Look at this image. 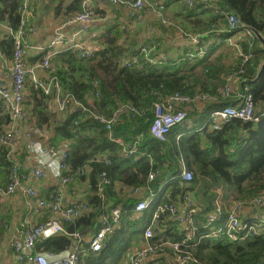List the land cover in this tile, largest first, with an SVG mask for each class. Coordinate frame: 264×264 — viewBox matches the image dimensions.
I'll list each match as a JSON object with an SVG mask.
<instances>
[{
	"label": "built area",
	"instance_id": "1",
	"mask_svg": "<svg viewBox=\"0 0 264 264\" xmlns=\"http://www.w3.org/2000/svg\"><path fill=\"white\" fill-rule=\"evenodd\" d=\"M111 5L123 11L127 19L135 24L149 25L156 20L163 26L178 29L184 39L190 40L192 46L185 57H204L213 46H227L234 51L239 65L234 71L227 74L225 82L219 88L221 101L230 104L212 111L208 126L212 131H220L234 119L243 122L258 121L256 116V99L251 86V80L246 79L245 67L254 58V40L257 41L254 29L241 23L239 17L233 12H223L216 5L218 0H177L181 5L193 8L196 4H203L216 13L224 16L223 24L207 38L185 32L161 9L157 8L150 0H109ZM38 0H20L16 14L19 17V26L14 29L7 21H0L2 38L12 39L14 51L11 60H3L9 82L0 81V102L4 113L9 117L6 129L0 133V148L6 151L7 160L11 163V173L6 188H0V203L8 197L21 196L30 208L31 215L45 214L46 220L33 224H26L24 239L14 244L15 259L18 262L30 260L32 264H83L85 246L94 254L108 248L115 231L126 221L137 220L152 205L157 203L158 193L169 183H164L156 191L151 183L155 181L157 173H149L146 185L143 187L128 186L125 182L113 183L105 174L97 177L95 185L96 194L104 205L107 200L108 189L113 185L118 197L125 200H135L131 209L119 206L111 207L107 212L101 211L97 220V229L85 234L80 231L70 232L67 224L84 218L92 211L90 203L78 200L67 203L66 191L69 186L87 179L91 172V164L96 162L110 165L107 151L96 155L82 167L73 168L70 164V144L64 142L57 145L46 141L47 128L40 127L30 111L43 109L50 118L51 128L62 126L66 123V116L74 109L88 114L99 122L107 138L112 143L120 145L122 154L132 157L137 163L140 159L139 147L144 134H138L130 144H124L113 135L114 126L122 123L124 118L132 120L143 119L148 113L154 118L149 127V134L160 143H165L171 130L177 126L193 129V117L204 114L214 100L208 93L198 89L194 94L180 92L163 93L162 90L154 92L156 100L152 106H135L130 103H120L109 117L97 110L96 102L99 98L97 91L87 94L86 103L80 102L71 93L65 91L58 77L60 63L59 56L65 52H72L78 60H90L95 57V48L90 47L83 40V35L88 33L93 24L102 15L100 6L95 0H82L80 11L71 15L66 25H78L79 29L66 34L61 28L54 31V35L44 43H31L28 39L37 34V29L32 23L33 8ZM100 14V15H99ZM129 30L127 29L126 32ZM214 33L226 35L224 40L212 37ZM240 37H236L237 34ZM181 42H184L181 39ZM243 44L248 46L245 52ZM159 43L138 45L131 54L122 62L123 67L130 68L143 63L156 65L166 59L164 54L157 52ZM33 50L42 55L38 64L28 60V51ZM38 55V54H37ZM182 56L177 55L167 58V65L179 62ZM38 71H43L44 76H37ZM95 90L98 81L92 83ZM32 94L35 96L33 97ZM27 99H30L27 101ZM219 99V100H220ZM30 107L28 111L27 107ZM78 127L79 123H75ZM36 135L40 140L34 141ZM22 140L27 144V153L34 159V165L27 167L21 161L20 153L16 150L15 142ZM150 163L152 160L150 158ZM181 181L189 185L194 181V173L182 165ZM48 178L54 179L55 190L43 196L38 190L37 183ZM214 203V208L207 212L204 229L209 230V235L217 239L230 242L244 241L251 235L264 234V192L248 201L225 200L221 190ZM252 211L257 214L252 215ZM200 206L191 192L184 193L176 202L160 204L154 211L149 225L144 229L143 238L138 247L128 255L125 264H149L150 262H166L170 264H202L192 253L191 248L196 239L198 228L195 220L200 214ZM169 229L177 231L175 241L157 240L155 230L165 232ZM89 236V239L87 236ZM63 236L71 241L65 250L55 252H34V247L39 240ZM264 264V262H263Z\"/></svg>",
	"mask_w": 264,
	"mask_h": 264
},
{
	"label": "trees",
	"instance_id": "2",
	"mask_svg": "<svg viewBox=\"0 0 264 264\" xmlns=\"http://www.w3.org/2000/svg\"><path fill=\"white\" fill-rule=\"evenodd\" d=\"M19 3L20 0H0V21H9L14 29L19 26V17L16 14ZM216 5L222 13H235L244 25L264 37V0H218ZM80 6L81 0H75L66 6L65 12L73 15L80 11ZM182 7L184 19L179 26H183L189 34L207 38L213 33V29L223 24V14H218L203 4H196L193 8L186 5ZM58 10L61 13L62 7ZM212 37L224 40L226 35L214 33ZM254 43L255 56L245 67L246 79L252 82L257 79L264 62V50L258 41L254 40ZM119 47V37L108 34L104 37L101 47L95 49L93 59L78 60L70 51L62 53L58 58V77L63 89L82 103L87 102V94L97 91V110L107 117L120 103L152 106L156 100L154 92L157 90H162L163 93L180 92L192 95L200 89L208 93L213 101L218 102L219 108L230 104L228 101H221L219 88L225 82L227 74L237 66L232 69V66L224 64L227 52L223 50V44L219 47L213 46L204 57L182 56L179 62L166 66L143 65L132 68L115 62L121 51ZM243 47L247 52L248 46L243 44ZM13 48L11 38L0 43V50L10 58L13 56ZM237 64L239 65L238 62ZM95 80L98 81L97 90L92 85ZM251 86L256 99L258 121L243 122L234 119L220 131H212L208 124L196 128L198 121H206V112L193 117V129L177 126L171 130L166 142L160 143L148 131L154 118L151 112L143 119L124 118L122 123L114 126L113 135L124 144H130L138 134H144L139 147L141 156L137 163L134 158L124 156L121 146L108 140L103 126L88 114L77 109L67 113L66 123L54 127L53 133L56 134L51 144H70L72 167H82L96 155L107 151L111 161L110 165L96 162L91 164V172L86 181L94 191L91 200H88L92 211L75 224H67V230L85 234L97 229L101 211L107 212L114 206L123 209H131L134 206L136 201H124L119 198L113 185L108 189L107 200L103 205L95 190L97 177L101 173H105L113 183L125 182L128 186L143 187L153 170L157 177L151 187L156 191L169 181L158 193L157 203L152 205L142 218L126 221L115 231L108 248L94 255L86 245L87 253L83 257V264H121L128 252L141 242L145 226L150 222L156 208L160 204L176 202L177 198L186 192H191L200 206L201 212L195 220L197 236L191 250L202 264H263L264 234L251 235L240 242H230L223 238H213L209 235V230L204 229L206 214L214 208V203L219 197L218 190L222 191L225 200L233 201H248L264 192V75ZM32 117L36 119L38 126L49 131L52 129L50 118L43 109L33 111ZM4 121L7 120L0 119V127ZM75 123H79V126L76 127ZM183 164L194 173V181L189 185H184L181 181ZM11 168L6 151L0 149L2 189L8 185ZM143 221L145 224L138 228L137 224ZM2 222L3 217L0 223ZM173 230L169 229L158 235L154 233V241H175L177 231L174 233ZM70 245L71 241L67 237L57 236L37 241L34 252L59 253ZM149 264L170 263L160 261Z\"/></svg>",
	"mask_w": 264,
	"mask_h": 264
},
{
	"label": "crops",
	"instance_id": "3",
	"mask_svg": "<svg viewBox=\"0 0 264 264\" xmlns=\"http://www.w3.org/2000/svg\"><path fill=\"white\" fill-rule=\"evenodd\" d=\"M73 1L75 0H38V4H36L33 8L34 14L31 20L34 27H36L37 29V34L34 37L28 39V42L31 43L47 42L48 39L54 35V31L58 28H61L62 31H64L66 34L72 33L77 29H79L78 25H66L67 19L72 14L68 15V13L65 12V9L66 6H69ZM150 2L160 7L161 11L166 16L170 17L178 25H180L183 22L184 18H182V15L184 12L181 10L183 7L180 1L178 2L177 0H150ZM95 4L100 6V11L102 12L101 13L102 15L99 14L100 15L99 19L93 24L90 31L83 35V40L87 43V45L97 50V48L101 47V45L103 44L105 36H108V34L116 35L120 32H121L120 35L122 34L125 35V32L128 29L129 31L126 33L129 34L128 39L132 41L131 51H133V49H135V47L138 46L135 41H137V38L142 36L139 35L141 33V30H138L137 27L127 19L123 11L111 5L109 0H95ZM59 7H62L61 13L58 12ZM152 23H155L156 27L161 25L158 21L154 20L148 26H151ZM4 40L5 39L2 38L0 31V43ZM182 43L184 42L180 41V43L179 42L177 43L178 46L171 47L170 43L168 42V39L164 35L163 52L171 53L172 56L174 57L176 56V53L182 54L185 53L186 51H190V49L194 50V46L188 47L187 45H182ZM3 53L6 59L11 60L10 56L8 57L5 52ZM28 53H29L28 60L32 64H38L41 61L42 55H40L38 52L36 53L35 51L30 50L28 51ZM229 59L230 58L228 57V53H227L226 58L224 59V64L226 66H230L231 59L230 60ZM227 60H229V62ZM232 60L239 63V59H237L236 55ZM231 66L236 67L238 66V64L237 63L236 65L231 64ZM37 76L43 77L44 72L38 71ZM0 81H6V82L10 81V79H8L7 77V72L4 68V63L1 57H0ZM32 96L34 97L35 95L32 94ZM28 100L30 99H27L26 102H28ZM217 104L218 102L215 101L211 102L205 116L206 115L208 116V114L210 116L212 111L218 109L219 105ZM27 108L28 111H30V107L28 106ZM30 113L33 114V111H30ZM0 119L7 120L6 122L4 121L0 127V133H2L8 125L7 123L9 121V117L4 113L3 105L1 102H0ZM199 122L201 121H198L197 123ZM53 129L54 128L50 129V131L47 132L46 134V141L49 140V143H51L52 138L56 134L53 133ZM32 139L34 141L40 140L36 135H34ZM15 146H16V150H18L20 153L21 161L24 162L27 165V167L33 166L34 159L28 156L27 153L28 149L26 147L27 144L24 141L19 140L15 142ZM50 180H52V182ZM84 185L85 186H83L82 181H79L78 183L69 186V188L66 191L68 204H71L80 199L86 201L91 200L92 196L94 195V191L91 189L90 184H88L87 181L84 182ZM37 187L43 196H47L48 194L52 193L55 190V181L54 179L48 178L44 181L38 182ZM29 211L30 208L25 204V199L21 196L8 197L1 201L0 221L1 218L3 217V222L0 223V264H32L30 260H26L25 262L16 261L15 253H14V244L24 239V232L28 221H32L33 224H36L40 221L46 220L47 215L40 213L37 215H31ZM253 214L254 215L257 214V211H252V215ZM142 216L140 218H142ZM140 218H138L137 220H139ZM137 220H132V221H137ZM148 223L145 226V228L149 225ZM161 233L164 232L155 230V235ZM139 244L134 246V248L131 251H133L136 247H138ZM126 259H124L121 264H125ZM118 264H120V262H118Z\"/></svg>",
	"mask_w": 264,
	"mask_h": 264
},
{
	"label": "rangeland",
	"instance_id": "4",
	"mask_svg": "<svg viewBox=\"0 0 264 264\" xmlns=\"http://www.w3.org/2000/svg\"><path fill=\"white\" fill-rule=\"evenodd\" d=\"M156 7L160 9V7H158V6H156ZM133 24L137 27L138 30H141V33L139 35H142L141 37L137 38V41L134 40L136 42V44L137 45H145V44H152V43H155V42L159 43L160 46H159V49H158L157 52L163 53L166 59L167 58L169 59L170 57H173V56H172L171 53L163 52V38H164V35L168 39V42L170 43L171 47L178 46L177 43L178 42L180 43L181 39H183L184 42H190L191 43V44L187 45L188 47L193 45L190 40H187V39L183 38V35L179 32L178 29H174V28H172L170 26L159 25V26L156 27L155 23H152L151 26L140 25V24H135V23H133ZM120 33H118L116 35H118L119 40H120V47L119 48H120L121 51H120V54L118 55V57L116 58L115 62L117 61L119 63H122V61H124L127 58L128 54L129 55L131 54V42L132 41L128 39V35L129 34L125 33V35H123V34L120 35ZM240 36H241L240 33L236 35V37H240ZM195 48H197V47L194 46V49ZM223 50L228 53V57L231 59L230 66H231V64H235L236 65L237 62L232 60V59H234V56H235L234 51H232L231 49L227 50V46L226 45L223 47ZM187 52L188 51H186L185 53H182V54H177L176 53V56L177 55L185 56V54ZM166 59L161 60L156 65L166 66L167 65V62H166L167 60ZM229 60H227V61L229 62ZM143 65H151V64L143 63V64H141L139 66H143ZM130 68H132V67H130ZM234 68H235V66L232 67V69H234ZM205 118H206V121L197 123L196 128H199L200 126H205V125L208 124L209 114H208V116L206 115ZM50 181L52 182V180H50ZM82 182H83V186H85L84 182H86V181L83 180ZM81 189H82V187H81ZM144 224H145V221H143L142 223H138L137 224L138 228H142V225H144ZM86 236L89 239V236L88 235H86ZM130 251H129V254L131 253ZM85 253H87V252H85ZM108 264H109V262H108Z\"/></svg>",
	"mask_w": 264,
	"mask_h": 264
},
{
	"label": "water",
	"instance_id": "5",
	"mask_svg": "<svg viewBox=\"0 0 264 264\" xmlns=\"http://www.w3.org/2000/svg\"><path fill=\"white\" fill-rule=\"evenodd\" d=\"M254 33L256 35V38H257V41L259 42L260 47L264 50V37L256 30H254ZM189 44L191 43L190 42L182 43V45H189ZM263 75H264V62L262 63L259 69V74H258L257 79L254 82L251 81V83L253 84V83H257L258 81H260Z\"/></svg>",
	"mask_w": 264,
	"mask_h": 264
},
{
	"label": "bare ground",
	"instance_id": "6",
	"mask_svg": "<svg viewBox=\"0 0 264 264\" xmlns=\"http://www.w3.org/2000/svg\"><path fill=\"white\" fill-rule=\"evenodd\" d=\"M241 23H242V21H241Z\"/></svg>",
	"mask_w": 264,
	"mask_h": 264
}]
</instances>
